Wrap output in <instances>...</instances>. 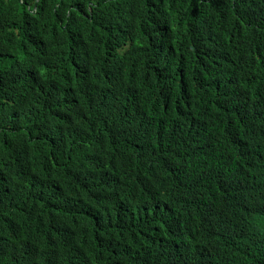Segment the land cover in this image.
<instances>
[{
    "label": "trees",
    "instance_id": "obj_1",
    "mask_svg": "<svg viewBox=\"0 0 264 264\" xmlns=\"http://www.w3.org/2000/svg\"><path fill=\"white\" fill-rule=\"evenodd\" d=\"M0 264H264V0H0Z\"/></svg>",
    "mask_w": 264,
    "mask_h": 264
},
{
    "label": "clouds",
    "instance_id": "obj_2",
    "mask_svg": "<svg viewBox=\"0 0 264 264\" xmlns=\"http://www.w3.org/2000/svg\"><path fill=\"white\" fill-rule=\"evenodd\" d=\"M226 35L223 34H212V33H203V41L214 48L220 39H224Z\"/></svg>",
    "mask_w": 264,
    "mask_h": 264
}]
</instances>
